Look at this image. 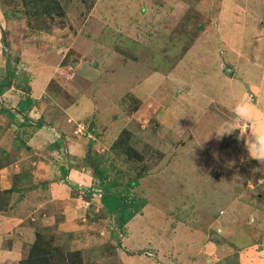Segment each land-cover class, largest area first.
I'll return each instance as SVG.
<instances>
[{"label": "rangeland", "instance_id": "1", "mask_svg": "<svg viewBox=\"0 0 264 264\" xmlns=\"http://www.w3.org/2000/svg\"><path fill=\"white\" fill-rule=\"evenodd\" d=\"M262 26L264 0H0V80L9 59V69L18 79L13 84L30 88V73L18 63L19 53L26 62L37 57L46 63L56 59L66 69L63 76L74 85V93L100 95V106H118L117 111L108 107L104 119L94 118L99 142L94 140L90 150L100 173L92 172L91 187L100 183L102 175L125 192L128 181L139 172L151 175L153 179L144 188H140V178L136 187L129 188L133 203L140 208L135 215L147 217L148 224L142 234L140 220H135L126 245L133 247L146 238L147 251L158 252V261L151 258L160 264L163 255L173 259L175 249L192 252L197 240L188 238L191 232L187 229L204 210L198 193L204 198L205 189L198 187L206 185L196 181L194 186L197 176H183L178 168H201V173L205 170L209 175L201 176L204 180L231 168L234 194L246 190L249 198L256 195L252 193L258 188L249 191L245 179L257 180L253 174L258 164H240L241 138L239 142L230 138L233 132L225 137L216 132L224 130L231 118L236 120L230 109L239 100L240 83L258 78L251 67L264 63V42L257 34ZM229 44L232 48H227ZM80 64L93 65L98 74L77 71ZM226 65L233 68L232 76ZM59 87L51 85L48 91L56 107L72 98ZM11 138L0 136V141L9 147V155H15L20 142L11 143ZM2 150L5 146L0 145V164L6 161ZM193 155L194 162L190 160ZM218 163L223 169H216ZM189 186L190 199L181 209L177 198ZM261 193L264 196V190ZM88 194L97 205L99 194L93 190ZM258 202L264 207V197L252 201L255 209ZM99 214L107 216L104 208ZM257 217L263 235L264 214ZM101 223L108 231L104 242L76 248L77 242L71 239L70 247L81 251L82 264H122L114 234L121 242L124 235L115 230L110 216ZM57 225L49 226L52 230L46 234H60ZM41 227L48 226L37 229ZM235 259L231 254L229 264H236Z\"/></svg>", "mask_w": 264, "mask_h": 264}, {"label": "crops", "instance_id": "2", "mask_svg": "<svg viewBox=\"0 0 264 264\" xmlns=\"http://www.w3.org/2000/svg\"><path fill=\"white\" fill-rule=\"evenodd\" d=\"M240 32L242 34L243 30ZM258 32V40L264 42V26ZM229 46L227 48H232V45L229 44ZM22 55L23 53L21 55L19 53L18 57L21 56V60L18 63L30 73L28 82L30 93L24 90L23 86L12 84L0 95V106L3 104L8 108H16L19 100L26 95H30L33 100L29 109L15 114L13 119L0 114V136H4L5 140L11 136L13 141L11 143L20 142L18 153L8 155L10 158L0 164V190L13 187L9 199L2 206L5 209H0V264H19V260L25 255L27 245L34 241L38 226L49 227L57 223L59 232L72 234V242L78 244L76 248L102 243L107 238L103 235L108 232L101 227V221L107 217L99 214L103 205L99 199L97 200L98 204L95 205L92 200L96 199L90 198L88 194L90 190L95 191L94 187H91L94 185V178L92 170L84 163V157L91 145H95L94 140L99 142L95 137L98 127L96 128L94 118L104 119L108 113V107L117 111L118 106L111 103L100 106L102 102L100 95L93 93L87 95L85 92L74 93V85L70 80L65 79V75L63 76L66 69L60 67L56 59L46 63L44 60L41 62L37 57L34 61L26 62ZM254 64L257 68L251 67V69L252 72L256 69L258 78L252 82L247 80L245 83H240L242 88L237 102L239 104L251 101L253 105L251 115L246 120L237 118L235 106L230 111L233 112L232 115L236 120L233 121L231 118L227 127L228 130L236 129V137L241 138L239 163L258 164V172L253 174L258 177L257 180L250 182L245 179V182L249 183L247 186L249 191L251 188H258L252 193L256 195L253 198L250 197L251 200L248 201V191L242 190L234 194L233 181L229 178L231 168H225L222 170L223 174L218 172L220 175L216 173L215 179L208 180L201 177L208 175L205 170L201 173V168L194 167L195 169H193L188 165H186V169L178 168L177 172L183 176L187 174H192L194 178L197 176L193 179L194 186L196 181L206 185L198 187L199 190L205 189L204 198L200 191L198 193V200L204 210L199 211L198 218H196L198 220L190 221L193 225L187 229L191 232L188 238L197 240V245L191 249L192 252L188 254L182 249H175L173 259H171L172 256L163 255L164 260H161L164 263L229 264L228 257L235 254L234 263L236 264H264V234L262 235L257 227L260 220L257 216L260 213L264 214V207L258 202L255 209V204H252L255 199L261 200L264 197L261 193L264 190V161L252 158L246 147V141L247 143L255 142L251 128L257 123H264V63L256 62ZM77 68V71L83 70L90 76L98 74L93 65L85 68V65L80 64ZM15 79L14 77L13 82ZM52 79L65 89L68 96L72 97L71 101L64 106L56 107L57 104L48 93L47 86ZM93 81L97 82L98 80L95 78ZM85 82H88V79ZM38 120L42 121V126L31 125L32 122ZM84 120L88 121L85 132L82 130ZM89 122L92 123V129L88 128ZM12 132L14 133L12 134ZM25 132L28 134L22 135ZM241 133H244L243 136ZM59 136L63 138L66 150L62 146L58 147L59 149L50 146L56 140L60 141L58 140ZM225 136L226 134H224ZM3 141H0V145L5 146V150L9 153L10 149ZM47 147L49 151L46 150ZM105 148L107 147L105 146ZM64 151L67 152L66 156H63ZM194 157L193 155L190 159L193 162ZM221 164L218 163L216 169H223ZM152 179L150 174L140 178L139 182L143 184L140 188H144L145 182ZM198 188L192 191L194 195ZM215 188L216 191H214ZM191 190V187L188 190L185 188L183 191L185 194L177 198L180 203L178 207L181 209L190 199V195L187 196V193ZM149 203L148 200L146 206H149ZM138 219L140 220L138 230L142 234L147 228V217L139 214L134 215L125 225L122 246L132 252L144 250L146 254L129 255L125 250L120 249L119 260L122 264H155L147 252V248L150 247H147L146 238L143 240L140 238L141 242L139 243L141 244L138 243L133 247L126 245V240L130 237V226ZM180 229L181 226L178 225V231ZM156 256L157 258L161 257L158 252H156ZM163 261L161 262L163 263Z\"/></svg>", "mask_w": 264, "mask_h": 264}, {"label": "trees", "instance_id": "3", "mask_svg": "<svg viewBox=\"0 0 264 264\" xmlns=\"http://www.w3.org/2000/svg\"><path fill=\"white\" fill-rule=\"evenodd\" d=\"M14 60L18 61L16 58H14ZM9 68V59H7L5 75L0 80V95L2 94V92H4V90L9 88L13 84L14 71H11ZM51 85L59 87V85H57L52 80L47 86L48 91ZM24 90L27 91L29 90V88L27 87ZM32 104V98L30 97V95H26L24 98L19 100L16 108H8L2 104L0 106V114L7 116L9 119H13L15 114L24 112L26 109H29ZM31 125L35 127H40L42 126V121H34ZM236 131V129L232 131L234 135H231L230 138H237ZM58 140L60 141L58 142L56 140L54 143L50 144V146L55 147L57 149H59L58 147L62 146V148H65L66 150L63 138L59 136ZM120 140L121 138L119 139V141ZM1 154L5 160L10 158L6 150H2ZM66 155L67 152L64 151L63 156ZM84 163L90 167L92 172L100 173V171L98 170V164L93 159L90 149L84 157ZM145 175L146 171L144 173L142 171V173L139 172L138 174H136L134 178L128 181V188L125 192L117 190L116 188L118 184L113 180H109L107 177H103L102 175L99 179L100 183L94 187L95 192H97L100 196V201L103 205L104 210L107 212V216H110L112 218L113 226L120 235L125 234L126 223L140 210V208H138V205L133 203L132 197H130L129 195V188L136 187L139 183L138 179L144 177ZM12 191L13 187L6 190H0V209H5V207L2 206L6 204L7 200L9 199V195ZM51 230V227H41L39 229H36L35 239L31 244L27 246L28 248L26 254L19 260V264H82L81 251L70 247L69 242L72 239V234L69 232H60L61 235L56 234L55 232L46 234ZM117 236L118 235L115 236L114 234V239L116 240V245H114V247L116 246L122 250H125V252L129 255L136 253L146 254V251L144 250L132 252L124 249V247L122 246L121 239L116 238ZM63 238H65L66 240L63 241ZM149 255L153 256V259L155 261H158V259H156L155 254L149 253ZM160 264L163 263L160 262Z\"/></svg>", "mask_w": 264, "mask_h": 264}, {"label": "clouds", "instance_id": "4", "mask_svg": "<svg viewBox=\"0 0 264 264\" xmlns=\"http://www.w3.org/2000/svg\"><path fill=\"white\" fill-rule=\"evenodd\" d=\"M253 105L251 101H244L236 105V115L239 119H248L251 115V110ZM235 129L228 130L227 125L224 126V130L216 132L217 136L224 134H230ZM251 132L254 136V143H247L246 147L249 151V154L252 158L257 159L258 161H264V123H257ZM244 134V133H243ZM241 133V135L243 136Z\"/></svg>", "mask_w": 264, "mask_h": 264}, {"label": "water", "instance_id": "5", "mask_svg": "<svg viewBox=\"0 0 264 264\" xmlns=\"http://www.w3.org/2000/svg\"><path fill=\"white\" fill-rule=\"evenodd\" d=\"M226 68H227V72H228V74H229L230 76H232V75H233V72H234L233 68H232L231 66H229V65H226ZM88 128H89V129H92V123H91V122H89V126H88Z\"/></svg>", "mask_w": 264, "mask_h": 264}]
</instances>
